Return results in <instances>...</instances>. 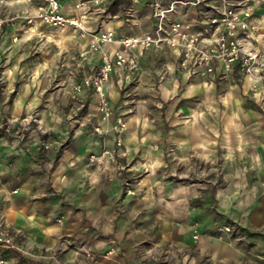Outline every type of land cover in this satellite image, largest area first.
I'll use <instances>...</instances> for the list:
<instances>
[{
	"label": "crops",
	"instance_id": "0c3cea01",
	"mask_svg": "<svg viewBox=\"0 0 264 264\" xmlns=\"http://www.w3.org/2000/svg\"><path fill=\"white\" fill-rule=\"evenodd\" d=\"M104 3L61 0L65 17H84L83 30L71 26H46L51 30L46 33L48 40L58 49L51 65L64 55L70 65L63 63L62 67L66 65V73L70 74L80 54L89 51L90 34L111 29L119 37H129L153 29L150 0H138L133 5L137 12L140 8L149 9L147 16L137 20L112 15ZM125 3L126 0H122L118 6L126 7ZM130 3L133 4L132 0ZM26 13L34 11L21 9L16 16L6 18L8 23L0 32V83L5 82L6 86L0 96V121L29 119L37 115L41 121L56 120L59 130L56 149L47 155L54 163L50 174L44 171L38 137L27 141L0 138L3 185L0 206L8 224L21 231L34 248L53 246L60 235L70 233L89 243L96 256L95 260H89L70 251L54 264H264V85H257L253 90L251 83L248 84L237 71L228 79H222L220 69L208 78H188L179 70L178 55L170 49L143 52L140 55L141 71L130 79L114 72L106 91L116 116H124L120 113L125 111L122 92L126 88L147 91V98L153 104L160 100L168 102L184 88L182 97L185 100H196L197 105L201 100L203 105L206 87L211 89L216 83L227 81L229 92L219 101L223 100L222 103L228 106L234 123L215 146V151L222 153L221 166L228 169L227 181L211 196L203 198L201 205L195 206L191 202L194 196L189 188L177 187L164 178L148 177L146 184L139 181L129 192L123 193L118 182L108 179L101 167L91 166L87 160L93 154H103L107 139L116 143L113 133L98 136L89 129L69 131L62 125L66 112L61 103L46 101L42 90L33 85H22L17 96L9 100L14 74L28 72L32 66L33 73L47 72L42 61L43 50L37 52L40 61L29 64L26 46L32 35L39 36L37 33L43 25L37 23L27 30L23 19ZM262 13L264 5H254L255 16ZM32 29L36 31L31 32ZM101 58L102 51L89 52L85 69L77 79L70 77L62 83L57 81L58 91L69 88L73 92L74 85L87 72L101 66ZM56 67L52 66L54 73L61 75ZM76 97L75 108L81 103L87 107V112L96 114V97L92 90H85ZM211 99L216 103L215 97ZM135 120L130 119L124 132L125 155L136 151L147 153L150 166L156 168L157 154L163 152L157 142L161 141L163 132L156 128L144 146ZM202 121L197 111L196 118H191V126H183L179 131L187 152L202 155L205 152ZM169 132L167 137L174 141L173 130ZM35 133L31 132V136ZM109 163V160L105 161L106 166ZM115 202H120L119 210L114 207ZM121 214L122 217H118ZM57 218L64 219L62 226L55 223ZM226 225L233 226L234 232H221ZM194 226L200 235L198 240L194 239ZM111 249L115 250V255L104 258ZM5 264L35 263L8 254Z\"/></svg>",
	"mask_w": 264,
	"mask_h": 264
},
{
	"label": "rangeland",
	"instance_id": "374dc122",
	"mask_svg": "<svg viewBox=\"0 0 264 264\" xmlns=\"http://www.w3.org/2000/svg\"><path fill=\"white\" fill-rule=\"evenodd\" d=\"M121 1L122 0H103V4H105L104 2L107 3V11L112 13V15H118L120 18L123 17L129 20H137L138 17H144L149 14V9L146 7L140 8L139 12H137L138 9L133 10V4L130 3V0H128V2L126 0V7H119L118 5ZM252 2L257 6L264 5V0H252ZM38 4L39 0H0V18L6 19L11 16H16L21 9L34 11V8H36ZM214 4L216 3L208 1L206 5H203L197 10L179 9L178 17L180 16L181 19L188 22L194 19L197 20L199 17L200 22H202L204 18L209 17V7ZM19 15H21V13ZM194 24L199 26L200 23L196 22ZM26 25L28 30L35 27L37 24L32 26L26 23ZM40 29V33H37L39 36L32 35L26 46L30 54L28 61L30 65L36 64L37 61H40L37 52L38 50L39 52L43 50L44 58H42V61L47 66V72L38 74L33 73L32 70L34 66H32L28 72L22 71L14 74L12 91H9V100L11 101L17 96L22 85H33L37 90H42L43 98H45L46 101L50 100V102H55L56 104L61 103V108L66 112L65 120L62 124L65 128L69 129V131L79 129L77 121L81 115L87 113V107H82L83 105L79 103L77 105L78 109L75 108L74 103H77L78 98L74 90L72 92L67 88L58 91L57 81L62 83L64 80L67 81L72 77L71 74L66 73V71L68 72L66 65L69 63H67L68 60L64 58L65 56L61 55L59 61L53 64L57 66L56 71L61 72V75L54 73V69L52 68L53 65H51L50 62L54 59V56H57L58 49L47 38L46 33L51 30H48L45 25ZM35 31V29H32L31 32ZM63 63H67L65 67H62ZM228 84L227 81L223 82V84L218 82L216 86L211 89L206 87L207 91L205 93L203 105L200 104L202 102L201 100H199L198 105L196 100L193 102L185 100L182 97L184 88L179 91L177 96H172L168 102L160 100L154 104L150 103L148 100L147 91H138L137 88L132 87L123 89L122 100L125 111L120 114L125 116L128 124L131 118L135 120L134 117H138L135 120V128L139 135L140 142L146 146L149 134L156 130V128H160L163 132L161 141L157 142L163 151L157 154V167L153 168L150 166L149 162L151 161L147 157V153L136 151L125 155L126 147H124V134L122 136V145L120 146L117 143L114 144L112 140L107 139L108 145H106L103 154L99 155H106L102 164H92L90 162V156L87 158L88 163L94 167H101L103 175L112 181L118 182L119 188L123 193L129 192L134 184L139 181L143 184L148 177L164 178L177 187L189 188V192L194 196L191 202H193L195 206L201 205L203 198L211 196L217 187L224 186L227 181L226 176L228 174V169L221 166L220 159L222 153L220 150L216 152L215 146L218 145L220 136L223 134L227 135L230 126L234 125L230 118L228 106L222 103L223 100L222 102L219 101L220 98L227 96L229 92ZM5 88V82L0 83V96L6 90ZM211 97H215L216 103H213ZM217 100L221 103H217ZM138 108H140V112H138ZM196 108H198V110ZM197 111L199 118L203 120L206 144L203 155L201 153L197 154L196 152H187L183 147L182 134L179 132L182 129L181 127L187 125L191 126V118H196ZM186 112H189V115L186 116ZM185 119H188V121L186 122ZM56 124V120L41 121L37 115L31 116L29 119H4L0 121V138L6 137L27 141L38 137L40 141L39 152L44 157V171L50 174L54 167V163H51L50 156L47 155L51 150L54 151L57 146L56 142L58 140L59 128ZM170 130H173L172 134L176 136L174 141H171L172 139L167 137L168 133H171L169 132ZM31 132H36V135L31 136ZM71 133L72 132H70V134ZM108 160L110 163L106 166L105 161ZM0 165H2L1 160ZM1 176L0 174V188H3ZM144 186L146 187V185ZM114 207L119 210L120 202H115ZM118 217H122V214ZM0 221L5 222L13 231L15 243L20 248V251L4 254L6 259L9 254L12 257L15 256L35 264H54L59 263L62 257L70 251H75L78 256H83L89 260H95L96 258L89 243L83 238H74L70 233L60 235L53 246L41 249L30 246L27 237L21 231L13 229L10 224H8L1 206ZM55 223L62 226L64 224V219L57 218ZM192 230L194 231L193 228ZM114 255L115 250L111 249L104 254V258H109Z\"/></svg>",
	"mask_w": 264,
	"mask_h": 264
},
{
	"label": "built area",
	"instance_id": "2783aa9c",
	"mask_svg": "<svg viewBox=\"0 0 264 264\" xmlns=\"http://www.w3.org/2000/svg\"><path fill=\"white\" fill-rule=\"evenodd\" d=\"M208 1L215 2L209 8V17L199 28L178 17V10H197ZM136 5L138 0H132ZM103 3V0H97ZM252 0H150L153 29L134 36H117L114 30L90 34L92 42L88 52H83L70 72L77 79L86 67L89 52L102 51L101 66L87 72L74 85L77 96L92 90L96 97V114L87 112L78 119L80 130L89 129L98 136L115 135L122 145V136L128 128L124 116H116L106 87L114 72L127 79L141 71L140 55L143 52H161L170 49L178 55L179 70L188 78H208L220 69L221 78L228 79L235 71L250 79L251 87L264 85V13L254 14ZM134 10V6L132 8ZM132 11V10H131ZM23 19L29 25L40 23L49 28L71 26L83 30L84 17L67 18L62 14L61 0H39L34 13H26ZM8 20L0 18V32ZM196 23V22H195ZM84 107V106H82ZM92 164H102L104 155H91ZM194 239L200 235L194 226ZM221 232L233 233L234 227L223 226ZM20 251L13 231L0 221V264L6 263L4 254Z\"/></svg>",
	"mask_w": 264,
	"mask_h": 264
},
{
	"label": "bare ground",
	"instance_id": "6f19581e",
	"mask_svg": "<svg viewBox=\"0 0 264 264\" xmlns=\"http://www.w3.org/2000/svg\"><path fill=\"white\" fill-rule=\"evenodd\" d=\"M247 83H248V84L251 83V82H250V79H247Z\"/></svg>",
	"mask_w": 264,
	"mask_h": 264
}]
</instances>
